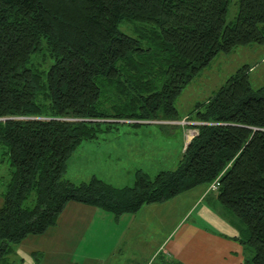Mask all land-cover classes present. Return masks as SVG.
<instances>
[{
    "label": "trees",
    "instance_id": "trees-1",
    "mask_svg": "<svg viewBox=\"0 0 264 264\" xmlns=\"http://www.w3.org/2000/svg\"><path fill=\"white\" fill-rule=\"evenodd\" d=\"M253 43L264 44V0H0V264L70 201L118 219L218 176L210 193L241 264H264V84L253 89L247 64L187 116L197 133L175 168L138 170L121 187L65 176L85 140L180 120L181 90L219 53Z\"/></svg>",
    "mask_w": 264,
    "mask_h": 264
},
{
    "label": "rangeland",
    "instance_id": "rangeland-1",
    "mask_svg": "<svg viewBox=\"0 0 264 264\" xmlns=\"http://www.w3.org/2000/svg\"><path fill=\"white\" fill-rule=\"evenodd\" d=\"M235 10L236 3H233L229 9L230 14H234ZM244 64L251 66L249 80L253 89L263 85L264 44L240 45L228 53L221 52L178 94L175 107L180 120L160 121L162 123H146L137 126L126 123L119 124L117 129L101 133L93 140H85L69 157L66 177L74 182H79L96 176L114 186L121 187L132 185L135 172L138 170L152 177L160 170L175 168L185 144L197 133L196 128L192 126L195 122L187 116L192 111L194 112L198 102L205 101L229 75ZM6 165L8 166L6 156L0 154V175L5 174ZM2 189L0 187V204ZM200 189L201 186L180 193L165 201L164 205L147 204V207L154 208L151 212L143 214L145 221L142 225L141 223L137 224L142 247L134 248V251L142 254L147 253L151 246L149 238H152L153 232L163 234L166 231L167 233L174 228L179 220H186L187 216H189L187 221L196 220L199 223H205L204 215L200 211L201 206L210 207L212 211H215L207 199L202 202L200 200L201 203L197 207L195 205L192 211L187 214ZM209 196L210 193L207 198ZM99 211L104 214L97 217L96 224L105 225L107 220L105 215L108 214L110 217L113 215L100 209ZM140 215L138 214V216ZM157 218H159V224ZM64 227H66L65 223L62 224L60 230ZM51 231H55L54 228L47 231V236L45 234L40 237L28 236L22 240L16 248V253L12 254L11 260L9 259L12 264H35L31 252L24 251V246L34 250L37 264H92L93 261L90 259L84 262L86 257L83 256V253L86 243H95L96 235L94 238L90 236L89 239H84L82 246L72 250L75 252L74 255L65 256L60 254L64 251L63 249L52 244V239H47L48 236L52 237L50 236ZM33 240L35 243H32ZM107 247L108 245L105 244L104 252L106 253ZM92 251L94 252V248H91ZM126 252H129L128 249ZM99 258V262L96 260L95 264L104 263V257Z\"/></svg>",
    "mask_w": 264,
    "mask_h": 264
},
{
    "label": "crops",
    "instance_id": "crops-1",
    "mask_svg": "<svg viewBox=\"0 0 264 264\" xmlns=\"http://www.w3.org/2000/svg\"><path fill=\"white\" fill-rule=\"evenodd\" d=\"M209 193L206 187L201 186L187 211L188 214L195 205L197 207L207 199L216 212L202 205L200 211L204 215L205 223L196 220L187 221L189 219L187 216L186 220H179L167 233L153 232L152 238H149L151 246L145 254L135 252L134 248L142 247L137 224L142 225L145 221L143 214L151 212L154 208L147 207V204L136 212L122 215L118 219L107 214L105 215L107 220L103 225L96 224L97 217L104 214L99 208L70 201L65 205L56 224L41 234L28 236L40 237L44 236L43 234L47 236V231L54 228L55 231L50 233L52 237L48 236L47 239H52L50 240L52 244L64 250L61 255L68 256L74 255L75 252L72 250L82 246L84 239L87 240L90 236L94 238L96 235L95 243H86L83 253L86 257L84 262L90 259L93 261L92 264L99 262V257H104L103 264H241L246 254L243 246L236 239L237 230L222 217V209L214 202L212 193L207 198ZM165 201L155 204L164 205ZM63 223L66 227L60 230ZM157 223L159 224V218ZM32 243H35V240ZM105 244L108 245L107 253L104 252ZM125 245L129 252H126ZM91 248H94V252H91ZM29 250L30 248L24 246V251L34 253V250Z\"/></svg>",
    "mask_w": 264,
    "mask_h": 264
},
{
    "label": "built area",
    "instance_id": "built-area-1",
    "mask_svg": "<svg viewBox=\"0 0 264 264\" xmlns=\"http://www.w3.org/2000/svg\"><path fill=\"white\" fill-rule=\"evenodd\" d=\"M219 185V176L216 177L207 187V192L216 191Z\"/></svg>",
    "mask_w": 264,
    "mask_h": 264
},
{
    "label": "bare ground",
    "instance_id": "bare-ground-1",
    "mask_svg": "<svg viewBox=\"0 0 264 264\" xmlns=\"http://www.w3.org/2000/svg\"><path fill=\"white\" fill-rule=\"evenodd\" d=\"M194 136V135H193ZM190 141V140H189ZM189 141H187V142H189ZM188 144V143H187Z\"/></svg>",
    "mask_w": 264,
    "mask_h": 264
},
{
    "label": "water",
    "instance_id": "water-1",
    "mask_svg": "<svg viewBox=\"0 0 264 264\" xmlns=\"http://www.w3.org/2000/svg\"><path fill=\"white\" fill-rule=\"evenodd\" d=\"M187 143H188V142H187ZM187 143H186V144H187Z\"/></svg>",
    "mask_w": 264,
    "mask_h": 264
}]
</instances>
